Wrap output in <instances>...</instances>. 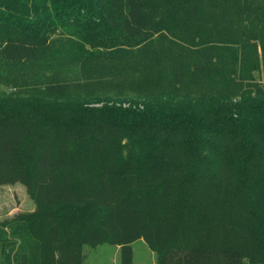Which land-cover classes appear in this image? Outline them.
Here are the masks:
<instances>
[{
	"label": "trees",
	"instance_id": "trees-1",
	"mask_svg": "<svg viewBox=\"0 0 264 264\" xmlns=\"http://www.w3.org/2000/svg\"><path fill=\"white\" fill-rule=\"evenodd\" d=\"M152 1L0 0V185L35 203L0 220V264H85L103 244L134 264L139 239L156 264H264L258 64L204 50L169 78L203 91L128 95L109 64L153 43Z\"/></svg>",
	"mask_w": 264,
	"mask_h": 264
},
{
	"label": "rangeland",
	"instance_id": "rangeland-1",
	"mask_svg": "<svg viewBox=\"0 0 264 264\" xmlns=\"http://www.w3.org/2000/svg\"><path fill=\"white\" fill-rule=\"evenodd\" d=\"M145 10L153 20V43L146 50H137L129 59L109 64L113 69L110 74L127 83L128 95L142 99L159 98L164 92L203 91L201 85L191 83L178 91L169 78L178 64L201 62L204 50L217 52L226 69L238 66L249 70L257 62L259 68L248 71L254 80H248L264 87V0H154L145 4ZM215 76L212 71L205 80L210 82ZM205 84L218 90L211 83ZM32 211L34 201L25 185H0V220ZM132 246L134 264H156L154 251L143 239ZM86 252L85 264H121L119 246L86 247Z\"/></svg>",
	"mask_w": 264,
	"mask_h": 264
},
{
	"label": "crops",
	"instance_id": "crops-1",
	"mask_svg": "<svg viewBox=\"0 0 264 264\" xmlns=\"http://www.w3.org/2000/svg\"><path fill=\"white\" fill-rule=\"evenodd\" d=\"M34 209H35V203H34Z\"/></svg>",
	"mask_w": 264,
	"mask_h": 264
}]
</instances>
